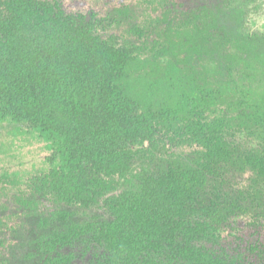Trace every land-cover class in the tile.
Returning a JSON list of instances; mask_svg holds the SVG:
<instances>
[{
    "label": "trees",
    "instance_id": "trees-1",
    "mask_svg": "<svg viewBox=\"0 0 264 264\" xmlns=\"http://www.w3.org/2000/svg\"><path fill=\"white\" fill-rule=\"evenodd\" d=\"M61 3L0 0V121L27 123L53 149L47 171L30 183L49 207L34 222L33 252L24 256L71 264L70 254L58 249L85 236L99 252L96 264H245L239 261L244 257L248 264H264V246L257 242L236 255L215 246L223 208L215 201L208 205L204 194L206 180L226 167H248L264 177V152H240L224 139L227 120L208 115L236 93L252 108L250 118L264 119V90L252 98L255 93L241 86L226 89L221 71H209L212 80L189 72L192 60L221 33L217 17L194 6L190 16L167 26L165 43L156 38L150 54H173L162 74L150 77L138 72L137 45L97 33L116 23L113 14L122 9L98 16L67 11ZM157 135L166 136L170 147L196 144L192 165L169 161L160 172L146 169L104 199V219L67 227L72 209L95 205L114 177L128 171L134 148L145 141L155 147Z\"/></svg>",
    "mask_w": 264,
    "mask_h": 264
},
{
    "label": "rangeland",
    "instance_id": "rangeland-1",
    "mask_svg": "<svg viewBox=\"0 0 264 264\" xmlns=\"http://www.w3.org/2000/svg\"><path fill=\"white\" fill-rule=\"evenodd\" d=\"M160 1L166 3L168 12ZM61 4L67 11H93L98 16L122 9L124 12L116 14L118 16L113 14L116 23L104 24L97 33L104 39L113 38L117 43L133 42L137 45L138 72L151 74L150 77L162 74L167 59L173 54L151 57L149 48L152 41L158 38L164 44L167 26H173L179 18L190 16L192 7L205 6L208 15L217 17L216 26L221 33H216L192 60L189 72L201 80L207 76L212 80L209 71L213 75L221 71L223 78L220 79L226 81L223 86L227 89L234 85L232 90L228 88L229 91L241 86L255 93L252 98L263 93L264 63L260 60L264 62V0H62ZM236 96V93L227 94L226 99L219 101L208 115L224 119V122L227 120L223 129L224 139L239 147L240 152L263 153L264 119L256 122L250 118L248 115L252 108L246 105L245 100L243 104L240 100L238 102ZM263 111L264 106L260 114ZM155 138V147L150 148L145 141L134 148L138 151L129 162L124 177L116 175L109 187L100 193L95 205L71 208L73 214L66 226L87 225L90 221L96 223L104 219L107 215L103 209L104 199L114 190L134 182L136 175H141L146 169L160 172L167 168L169 161L192 165L199 148L196 144L182 142L170 147L166 136L157 135ZM47 144L27 123L15 125L0 121V221L3 222L0 224V264H42L38 256L26 258L24 252H33L29 248L35 235L34 222L41 216V209L44 211L49 207L45 196L30 185L49 167L47 157L53 149ZM221 172L218 176H210L204 189L206 203L210 205V201H215L223 208L216 233L218 244L215 246L230 255H236L237 250L245 253L244 248L249 243L257 242L264 246V177L248 167L241 171L226 167ZM24 201L35 204L24 207ZM83 238L58 250L65 255L70 254L71 264H96L94 259L99 252L93 244L85 243V236ZM244 259L246 262L238 260L248 264L250 257Z\"/></svg>",
    "mask_w": 264,
    "mask_h": 264
}]
</instances>
